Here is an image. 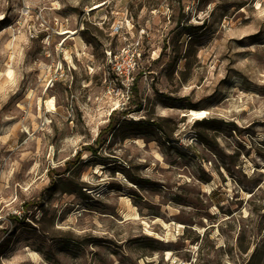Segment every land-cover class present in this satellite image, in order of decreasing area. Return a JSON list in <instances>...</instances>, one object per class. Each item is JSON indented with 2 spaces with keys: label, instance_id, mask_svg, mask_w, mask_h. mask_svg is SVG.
<instances>
[{
  "label": "rangeland",
  "instance_id": "obj_1",
  "mask_svg": "<svg viewBox=\"0 0 264 264\" xmlns=\"http://www.w3.org/2000/svg\"><path fill=\"white\" fill-rule=\"evenodd\" d=\"M5 29L0 264H264V0H0Z\"/></svg>",
  "mask_w": 264,
  "mask_h": 264
},
{
  "label": "built area",
  "instance_id": "obj_2",
  "mask_svg": "<svg viewBox=\"0 0 264 264\" xmlns=\"http://www.w3.org/2000/svg\"><path fill=\"white\" fill-rule=\"evenodd\" d=\"M111 31L112 34L114 35H119L123 33L124 24L114 23L112 25ZM73 35L74 34H72V36ZM140 35H143V33L141 32ZM139 47H140V42H138L137 44L133 42V43H125L116 53H113L111 49L106 51L105 73L106 76L110 79V85L108 88V92L110 94L113 92L114 94L118 95L119 93L121 94V92H123L127 94L128 99L130 98V92L134 86L136 79L135 75L141 72L140 69H141L142 54L139 51ZM67 63L69 64L68 61ZM53 65L50 66L51 70L53 69ZM55 69L57 71L56 78L55 80H51V82L57 81L62 77V75L58 72H62L64 70V66L63 64L60 63V65ZM114 94L112 95L114 96Z\"/></svg>",
  "mask_w": 264,
  "mask_h": 264
},
{
  "label": "bare ground",
  "instance_id": "obj_3",
  "mask_svg": "<svg viewBox=\"0 0 264 264\" xmlns=\"http://www.w3.org/2000/svg\"><path fill=\"white\" fill-rule=\"evenodd\" d=\"M102 8V4L101 5H97L95 8H93L94 10H100ZM8 33H11V34H13L12 32H10L8 29H5L2 33H0V35H2V34H8ZM65 33H68V32H64V34ZM14 35V34H13ZM12 45H13V47H14V49L15 48H17V44H16V37H14V39L12 40V43H11ZM69 61H72L71 60V57L69 58ZM13 73H14V71H13V69H11V66H9V69H6V71L3 73V75L0 77V82L1 83H6L7 81H9L11 78H12V76H13ZM49 105H51L52 107H53V109H55L56 108V104H55V100L53 99V100H51L50 102H49ZM190 113H191V115H193L194 116V118H196V119H202V118H204V117H206L207 116V114H208V112H207V110H191L190 111ZM168 255H171V253L169 252L168 253ZM170 257V256H169Z\"/></svg>",
  "mask_w": 264,
  "mask_h": 264
},
{
  "label": "trees",
  "instance_id": "obj_4",
  "mask_svg": "<svg viewBox=\"0 0 264 264\" xmlns=\"http://www.w3.org/2000/svg\"><path fill=\"white\" fill-rule=\"evenodd\" d=\"M90 149H92V151L96 154L97 153V150L96 149H94V148H90Z\"/></svg>",
  "mask_w": 264,
  "mask_h": 264
}]
</instances>
